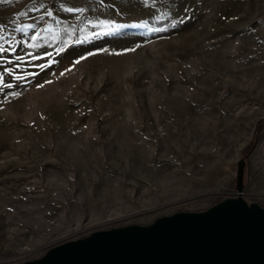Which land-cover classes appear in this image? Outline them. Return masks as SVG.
Segmentation results:
<instances>
[{
	"label": "rangeland",
	"instance_id": "374dc122",
	"mask_svg": "<svg viewBox=\"0 0 264 264\" xmlns=\"http://www.w3.org/2000/svg\"><path fill=\"white\" fill-rule=\"evenodd\" d=\"M0 47V264L201 212L242 158L264 207V0H0Z\"/></svg>",
	"mask_w": 264,
	"mask_h": 264
},
{
	"label": "water",
	"instance_id": "95a60500",
	"mask_svg": "<svg viewBox=\"0 0 264 264\" xmlns=\"http://www.w3.org/2000/svg\"><path fill=\"white\" fill-rule=\"evenodd\" d=\"M245 161L235 197L148 225L95 231L22 264H264V207L242 197Z\"/></svg>",
	"mask_w": 264,
	"mask_h": 264
},
{
	"label": "trees",
	"instance_id": "16d2710c",
	"mask_svg": "<svg viewBox=\"0 0 264 264\" xmlns=\"http://www.w3.org/2000/svg\"><path fill=\"white\" fill-rule=\"evenodd\" d=\"M262 120H264V118H263V119H260L259 122H258L257 125H256L255 132H254V137H253L252 141L249 143V146H247L246 149H245V152H244L245 156H246L248 153H250V152L252 151V149H253V146H254V143H255V138H256V136L258 135L259 130H260V128H261V121H262ZM245 170H247V164H246V166H245V168H244V171H245ZM243 185H244V183H243ZM243 185H242V186H243Z\"/></svg>",
	"mask_w": 264,
	"mask_h": 264
},
{
	"label": "snow or ice",
	"instance_id": "6c2138e0",
	"mask_svg": "<svg viewBox=\"0 0 264 264\" xmlns=\"http://www.w3.org/2000/svg\"><path fill=\"white\" fill-rule=\"evenodd\" d=\"M36 37H33V39H35ZM5 50L0 47V52H4ZM50 55V54H49ZM37 57H33V59H36ZM45 67V65H40V68L43 69ZM0 83H2V77H0ZM8 87H11V85H8Z\"/></svg>",
	"mask_w": 264,
	"mask_h": 264
},
{
	"label": "crops",
	"instance_id": "0c3cea01",
	"mask_svg": "<svg viewBox=\"0 0 264 264\" xmlns=\"http://www.w3.org/2000/svg\"><path fill=\"white\" fill-rule=\"evenodd\" d=\"M263 127H262V135L264 136V122H263Z\"/></svg>",
	"mask_w": 264,
	"mask_h": 264
},
{
	"label": "built area",
	"instance_id": "2783aa9c",
	"mask_svg": "<svg viewBox=\"0 0 264 264\" xmlns=\"http://www.w3.org/2000/svg\"><path fill=\"white\" fill-rule=\"evenodd\" d=\"M237 195V194H236Z\"/></svg>",
	"mask_w": 264,
	"mask_h": 264
}]
</instances>
